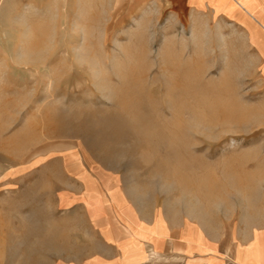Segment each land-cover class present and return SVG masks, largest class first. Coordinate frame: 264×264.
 <instances>
[{
  "label": "rangeland",
  "instance_id": "rangeland-1",
  "mask_svg": "<svg viewBox=\"0 0 264 264\" xmlns=\"http://www.w3.org/2000/svg\"><path fill=\"white\" fill-rule=\"evenodd\" d=\"M213 29L142 1L0 0V264H117L118 233L134 264L239 260L264 84ZM175 233L186 255L160 258Z\"/></svg>",
  "mask_w": 264,
  "mask_h": 264
},
{
  "label": "crops",
  "instance_id": "crops-1",
  "mask_svg": "<svg viewBox=\"0 0 264 264\" xmlns=\"http://www.w3.org/2000/svg\"><path fill=\"white\" fill-rule=\"evenodd\" d=\"M134 2H144L155 5L158 9L172 11L176 15L190 14L194 17L205 19L210 31H214L218 23L224 34L235 33L238 36L236 42H239L238 48L245 50L246 55L253 60L255 79L264 84V0H133ZM255 221L253 226L249 225L250 232L243 230L240 224L238 232V247L236 256L239 260L234 264H264V201L255 205ZM246 226V224H245ZM252 227V228H251ZM134 240L128 234L125 236L119 233L112 236L111 239L104 238L106 245L113 247L120 257L121 263L117 264H134L127 260L126 244ZM140 249V241H136ZM143 242V241H142ZM148 243V242H147ZM145 245L146 242H143ZM188 243L178 238L176 233L164 237L159 242L160 258L171 256L177 259L185 256L187 253ZM140 245V246H139ZM192 246L194 245L191 243ZM164 247V249H163ZM196 247V246H195ZM190 251H193L192 248ZM173 252V253H172ZM124 254V257H123ZM164 254V255H163ZM198 256V255H197ZM211 255L204 257H190L185 264L190 261L205 260ZM214 257V256H213ZM215 258V257H214ZM216 259V258H215ZM125 260V262H123ZM218 261V260H216ZM227 262L224 259V263ZM169 264H177V261ZM204 264H208L207 262ZM214 264H221L214 262Z\"/></svg>",
  "mask_w": 264,
  "mask_h": 264
}]
</instances>
